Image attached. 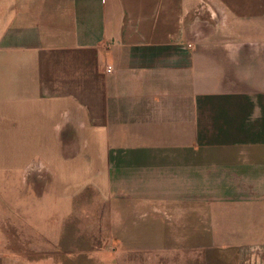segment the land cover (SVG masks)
I'll return each mask as SVG.
<instances>
[{"label":"crops","instance_id":"0c3cea01","mask_svg":"<svg viewBox=\"0 0 264 264\" xmlns=\"http://www.w3.org/2000/svg\"><path fill=\"white\" fill-rule=\"evenodd\" d=\"M85 191L113 255L263 264L264 0H0V264H54Z\"/></svg>","mask_w":264,"mask_h":264},{"label":"rangeland","instance_id":"374dc122","mask_svg":"<svg viewBox=\"0 0 264 264\" xmlns=\"http://www.w3.org/2000/svg\"><path fill=\"white\" fill-rule=\"evenodd\" d=\"M42 181L39 179V183ZM25 193V191H23ZM83 196H85L84 200L76 202V206L72 209V216L68 219L61 220L60 216L62 215V211L66 209V203L59 200H48L49 205L47 210L48 213L53 216V225L49 223V231L50 228L54 226L55 230L59 227L58 236L64 237V241L61 239H55L54 241V250H55V263L60 264L62 257L59 254L63 250H67L68 248L73 249L75 245H77V249H89L94 248L95 246H99L107 249V253L101 256H97L100 260L102 259V264H262V257H253V256H244V255H235V256H217V255H207V256H193V255H161V256H142L138 254L133 255H122V254H114V249L111 246L110 241V219H109V209L107 207H103L102 204L96 199L93 191H85L83 192ZM87 196V198H86ZM45 204V202H44ZM52 204V205H51ZM53 214V215H52ZM42 219L46 217L45 209H39V212L32 214V217H37ZM51 219V217H49ZM38 222H41L37 219ZM52 220V219H51ZM49 220V222H52ZM40 228L42 227L44 231L45 225L43 223H39ZM151 227V228H150ZM150 229L147 228V232H168L171 228L166 226L153 227L149 226ZM62 230V231H61ZM173 231H177L178 229H174ZM81 233L82 238L85 236L84 240H80V243H72L69 239L72 234ZM156 234V233H155ZM80 235V234H79ZM61 243H64L61 245ZM79 244V245H78ZM72 245V246H71ZM71 246V247H70ZM121 251V250H120ZM122 252V251H121ZM120 252V253H121ZM73 259L72 257H69ZM88 258V257H87ZM78 261V264H85L87 261L83 262ZM39 264H45V260L43 258L39 259ZM37 261V262H38ZM35 262V261H34ZM29 261V263H33ZM83 262V263H82ZM26 261L23 262V264ZM48 264H51L49 262ZM88 264H94V260L88 262ZM98 264V263H97ZM264 264V261H263Z\"/></svg>","mask_w":264,"mask_h":264},{"label":"built area","instance_id":"2783aa9c","mask_svg":"<svg viewBox=\"0 0 264 264\" xmlns=\"http://www.w3.org/2000/svg\"><path fill=\"white\" fill-rule=\"evenodd\" d=\"M111 72H112L111 67H107V68H106V73H107V74H110Z\"/></svg>","mask_w":264,"mask_h":264}]
</instances>
